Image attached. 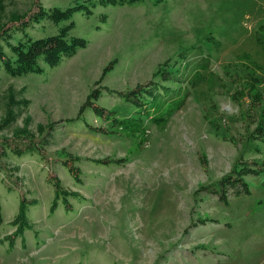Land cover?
<instances>
[{
    "label": "rangeland",
    "instance_id": "rangeland-1",
    "mask_svg": "<svg viewBox=\"0 0 264 264\" xmlns=\"http://www.w3.org/2000/svg\"><path fill=\"white\" fill-rule=\"evenodd\" d=\"M0 264H264V0H0Z\"/></svg>",
    "mask_w": 264,
    "mask_h": 264
},
{
    "label": "trees",
    "instance_id": "trees-1",
    "mask_svg": "<svg viewBox=\"0 0 264 264\" xmlns=\"http://www.w3.org/2000/svg\"><path fill=\"white\" fill-rule=\"evenodd\" d=\"M126 2H128V0H126Z\"/></svg>",
    "mask_w": 264,
    "mask_h": 264
}]
</instances>
